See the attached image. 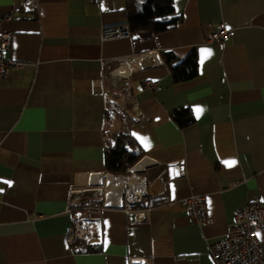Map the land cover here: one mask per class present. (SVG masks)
<instances>
[{
  "label": "crops",
  "instance_id": "0c3cea01",
  "mask_svg": "<svg viewBox=\"0 0 264 264\" xmlns=\"http://www.w3.org/2000/svg\"><path fill=\"white\" fill-rule=\"evenodd\" d=\"M25 1L0 0V32L12 35L2 56L25 62L0 78V264H213L209 246L235 211L264 203V0H173L174 27L106 40L105 26L127 24V0ZM220 24L228 37L207 42ZM191 51L197 74L174 82L162 53ZM183 108L187 125L172 117ZM121 131L143 153L142 222L105 170ZM71 190L98 207L87 246L66 241ZM192 194L206 197L208 224L189 220Z\"/></svg>",
  "mask_w": 264,
  "mask_h": 264
},
{
  "label": "built area",
  "instance_id": "2783aa9c",
  "mask_svg": "<svg viewBox=\"0 0 264 264\" xmlns=\"http://www.w3.org/2000/svg\"><path fill=\"white\" fill-rule=\"evenodd\" d=\"M89 3H99L105 0H87ZM35 0H26L25 4H30ZM141 32L131 30L128 24H117L105 26L102 31V39L126 38L139 36ZM230 34V30L223 24L210 31L206 36L207 42L223 41ZM12 35L9 32H0V78L5 79L9 76L11 70L22 68L25 62L5 58L2 52L10 46ZM131 56L128 59L134 60ZM105 61L102 62V65ZM151 89L156 87L154 81L147 82ZM134 109H137L136 103L128 108L131 115ZM135 112V111H134ZM184 169L179 167V174H183ZM135 176V178H134ZM124 177H131L129 181L120 190L121 201L120 208L126 214H133L137 222L144 221L149 212V207L138 208L137 206L146 200L147 188L145 176L137 171H130ZM73 196L69 200L71 214L70 226L66 233V241L69 245L81 242L84 246L91 243L96 231L92 225L93 221L99 217L93 214V206L87 202V198L79 196L76 190H71ZM117 195L112 193L109 196L110 201H115ZM181 205L186 211L189 220L198 225H205L210 222L207 209L206 197L200 194H192L181 200ZM264 230V203L261 199L248 201L243 207L237 209L234 213V221L229 224L221 237L213 241L209 246V255L213 264H264V248L260 244L257 233ZM136 260V259H135Z\"/></svg>",
  "mask_w": 264,
  "mask_h": 264
},
{
  "label": "trees",
  "instance_id": "16d2710c",
  "mask_svg": "<svg viewBox=\"0 0 264 264\" xmlns=\"http://www.w3.org/2000/svg\"><path fill=\"white\" fill-rule=\"evenodd\" d=\"M127 24L131 30H147L152 33L165 31L180 21L173 0H127ZM162 56L169 65L174 82L186 80L197 74V57L191 51L182 60H177L171 52ZM173 119L181 125L193 121L189 108L175 110ZM143 153L135 139L126 131L114 134L105 150V170L116 176L128 175V170L138 162Z\"/></svg>",
  "mask_w": 264,
  "mask_h": 264
},
{
  "label": "bare ground",
  "instance_id": "6f19581e",
  "mask_svg": "<svg viewBox=\"0 0 264 264\" xmlns=\"http://www.w3.org/2000/svg\"><path fill=\"white\" fill-rule=\"evenodd\" d=\"M141 166H142V161H139L131 167L130 171H132V172L137 171V168H140ZM134 178H135V176H134ZM131 180H133V178H131V177L112 175V181L114 182L112 186H114V187L118 186L119 188H122L123 185H125L126 183H128Z\"/></svg>",
  "mask_w": 264,
  "mask_h": 264
},
{
  "label": "snow or ice",
  "instance_id": "6c2138e0",
  "mask_svg": "<svg viewBox=\"0 0 264 264\" xmlns=\"http://www.w3.org/2000/svg\"><path fill=\"white\" fill-rule=\"evenodd\" d=\"M103 7V6H102ZM201 64H203L204 60L207 59L211 55V50L210 49H202L201 50ZM194 111L199 115L203 111L201 108H196ZM141 142L144 144V146L147 148L150 145L147 143V138H142ZM236 162L234 160L231 161H225L226 166L231 167L235 164ZM10 183V182H8Z\"/></svg>",
  "mask_w": 264,
  "mask_h": 264
}]
</instances>
